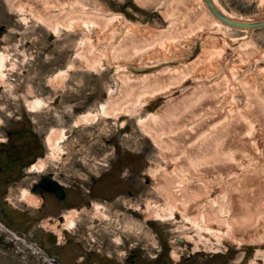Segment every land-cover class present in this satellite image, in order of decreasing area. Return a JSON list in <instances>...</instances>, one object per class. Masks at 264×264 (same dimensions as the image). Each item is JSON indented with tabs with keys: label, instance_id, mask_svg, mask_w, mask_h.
Segmentation results:
<instances>
[{
	"label": "rangeland",
	"instance_id": "374dc122",
	"mask_svg": "<svg viewBox=\"0 0 264 264\" xmlns=\"http://www.w3.org/2000/svg\"><path fill=\"white\" fill-rule=\"evenodd\" d=\"M80 1L87 10L122 17L93 25L86 18L91 25L86 32L61 28L52 34L36 11L15 8L18 0H0V52L9 54V68L15 64L6 84L0 85V264H264V241H255L264 235V28L251 32L223 28L234 42L224 47L216 33L194 18L196 0ZM215 2L239 18L264 17V0ZM38 3L43 10L49 7L43 0ZM85 42L95 50L100 65L96 70L75 57ZM124 44L129 45L126 55L119 51ZM124 59L147 65L132 71L136 74L155 72L165 61L193 74L168 97L186 100V114L177 115L180 118L173 123L183 127L182 137H176L178 145L193 148L214 127L221 145L214 164H196L194 171L180 167L181 177L225 180L220 191H228L230 202L224 212L239 219L230 224L228 234L251 241L230 246L207 240L194 225L185 224L182 215L146 218L149 203L166 201L151 183L153 171L184 162L178 154L166 155L138 120L154 122L149 114H156L168 98L156 97L130 115H100L93 123L74 125L77 116L97 110L109 99L110 91L117 100L122 98L115 74L121 68L130 70L118 63ZM65 69L63 83L51 80ZM36 98L46 105L34 112L26 103ZM212 113L220 120L215 121ZM204 116L211 125H204ZM231 119L237 126L227 125ZM165 123L167 127L169 122ZM52 128L65 130L59 159H52L46 142ZM164 138L170 152L176 138ZM31 156L35 157L31 165L45 157L48 171L64 175V182L73 185L62 199L47 193L49 206L43 212L37 208L41 201L35 206L22 199L23 191H30L45 172L22 170L24 165L31 168L24 164ZM96 207L103 216L95 215ZM60 208L68 215L77 212L75 226L66 233L61 226H52L55 220L61 225L55 213ZM227 224L218 221L214 226L225 229ZM178 236L186 239L180 242Z\"/></svg>",
	"mask_w": 264,
	"mask_h": 264
},
{
	"label": "bare ground",
	"instance_id": "6f19581e",
	"mask_svg": "<svg viewBox=\"0 0 264 264\" xmlns=\"http://www.w3.org/2000/svg\"><path fill=\"white\" fill-rule=\"evenodd\" d=\"M38 1L39 0H18V2L14 3V7L21 10H23L24 7H27L31 11H36L37 16L41 18L42 23H44L45 26L51 30L52 34L59 33L61 28L73 32L79 30L86 32L91 26L85 21L86 18H90L92 20L93 25L94 22L102 24L105 21H111L114 19L117 20V18L120 19V17H122L121 15L114 13L107 15L101 10H87L80 0H58L57 2L56 0H43L47 7L49 4L48 9L44 8V10L42 9L41 5H39ZM196 1L198 4V8L195 12L196 17L194 18L201 22V26H204L207 31L216 33V36L222 40V44L224 47H227L228 45L233 46L234 42L232 39H228L225 37V35L222 33L223 28L240 29L246 30L247 32L261 29L255 28L249 31L248 29L233 27L227 23L221 22L219 19L212 15L209 10V6L205 0H200V5L199 0ZM212 6L216 8L217 11L221 12L223 15L235 21L244 20L247 22H258L264 20V17L254 19H243L236 17L235 15L227 13L226 11L221 9L217 5L215 0H212ZM50 7L57 9L58 12H51L49 10ZM199 36L202 35L200 34ZM125 40H127V38ZM86 44V42L83 43V45L85 46L82 45L80 49L76 51L75 57H77L87 69L96 70V68L100 65L98 60L94 59V56L96 54L94 53L95 50L93 46L88 47L86 46ZM123 46L124 47L121 48L119 51L122 55H126L129 53V45L124 44ZM9 58L10 57L8 53L0 52L1 86H4L6 84L9 77L10 69H14L15 67V64H11L10 68L8 67L7 62L9 61ZM118 63L130 68V70H125L124 68H121L115 74V80L117 81L118 91L120 89L122 91L123 89L122 98L117 100V97H113L112 91H110L109 99H105L104 101L100 102L97 110L89 111L85 114H80L79 116H77L74 121V125L78 126L82 124L93 123L99 118L100 115L104 117H118L120 115H130L131 113L137 111L139 106L144 105L150 102L151 100H154L156 97L162 96L167 99L168 97L173 96V94H175L178 89L189 78H192L193 76V74L189 75V71L186 69L179 70L175 69L173 66H170L168 64L169 61H165L163 63L164 66L159 70L152 73L143 74H136L132 71H141V69H146L147 65H134L126 59L120 60L118 61ZM69 66L73 67V63H71V65ZM67 70L68 69L58 72L51 78V80L56 81L60 85L61 83H63V80L67 78ZM153 78H155L156 81H153ZM160 79L162 80L160 81ZM202 87L203 85L199 88L201 89ZM211 90L215 92L216 88H214L213 86ZM191 92L192 91H190V93ZM187 97L188 96L186 95V99ZM185 102L186 100L183 97L168 98L167 104L159 108L156 111V114H149V117L154 119V122L152 121L153 123L148 122V120H145L144 117L138 118L139 123L144 124L143 127H145V130L149 133V135H152L155 143L159 145L160 149L166 155L168 154L170 155V157H176L180 155L182 157L181 160H184L182 164L180 161H178V163L180 164L179 165L177 163L178 167L176 166V164H174L173 166H169L167 169L158 168L153 171V174H151L154 188L160 195H162L166 199V201L161 205L159 203H149L150 209L146 212V218L154 219L167 217L166 219L170 220L174 219L177 215H182L183 219L185 220L184 223H188L192 227L194 225V227L197 228L198 234L202 237H205V239L207 240L208 238H213L216 241L222 240L224 243L226 242L230 246L242 244L243 242H249L251 240H247L246 238L243 239L233 237L232 235L228 234L231 233L230 224L232 225V223L234 222H239V219L236 216L235 218H231V216L229 217V215L224 212V209L230 202L227 198L228 191H220L221 188H223L222 185L225 184V180H222V182L219 183H212L211 180L196 179L193 175L192 177H188L192 179L181 177L182 173L179 170L180 167H182L183 170L186 169V171H194L196 164L200 166L204 165L206 167H209L214 164L212 162L215 160L216 155L218 154L216 153L217 145H221L219 139H216V137H214V135H216V132H218L217 127H214V129H212L209 133L205 132L204 135L206 136L200 139L197 145L193 148H190L186 144L178 145L180 141L176 137H182L180 135V131L183 127L173 125V123L176 124L175 120L178 116H181L182 118L184 117L182 115L186 114V109L184 107ZM26 104L29 110L34 112L39 111L43 106L46 105L45 101L41 98H36L34 101L27 102ZM212 117H216L214 119L215 121L220 120V118H217L215 113H212ZM160 118H162L163 121ZM166 121L169 122L167 127L165 126L167 124L165 123ZM203 121L204 125H211V122L208 117L206 118V116H204ZM235 121L237 120L231 119L228 120L226 123L231 127H235L237 126L235 124ZM230 130L233 132L238 131L235 129ZM187 134L190 133H186V135ZM64 137L65 130L57 128H52L49 135L47 136L46 142L48 143L49 148L51 149L52 159H59L61 153H64V149L61 147V143L64 142L65 139ZM164 137H167L169 140L171 138H176L175 142L172 144L173 146H171L170 148V152L168 149L169 145H165L164 143ZM173 153L175 155H172ZM46 165L47 162L45 157H40L39 162L37 160L35 164L31 165L30 170L42 172L46 169ZM185 165L188 166L185 168ZM183 177L185 176L183 175ZM226 183L232 182L231 180H228ZM231 193L232 192H230L229 198H231ZM209 194H211V198L208 197ZM22 199L24 202L28 204L32 203L35 206H38L41 201L39 197L35 196L34 193H31L29 190L23 191ZM96 209L97 210L95 212V215L103 216L101 211H99L98 207H96ZM70 213V215L63 213L64 221L61 223V225L56 224V222L54 221L52 222V226L54 228H57V225L59 228L61 226L63 228V232L66 233L67 230H70L76 224L75 216L77 215V212L71 211ZM234 215H236V213H234ZM249 217H252V212ZM230 218L231 220H229ZM218 221L229 222V224L226 225V230L222 229L218 225L214 226V223ZM46 223L51 224V222H49L48 220ZM48 225L49 224H46V226ZM58 232H61L60 229L58 230ZM60 236L63 237L61 234ZM177 238H183L185 240L186 236H178ZM189 238L192 240L193 237L189 236ZM256 238H258V240L255 241H264V235L255 237V239ZM257 247L255 246L254 248L257 249ZM177 255L178 254H176L175 256Z\"/></svg>",
	"mask_w": 264,
	"mask_h": 264
},
{
	"label": "flooded vegetation",
	"instance_id": "af4514ba",
	"mask_svg": "<svg viewBox=\"0 0 264 264\" xmlns=\"http://www.w3.org/2000/svg\"><path fill=\"white\" fill-rule=\"evenodd\" d=\"M77 155H75L74 156V160L76 161L77 160ZM29 161V162H28ZM35 161V157H30V159H28L27 160V162L28 163H24V164H28V167H30V165L33 163ZM58 167V166H57ZM48 168H49V166H46V169L44 170L45 172H43L42 174H41V176H38L39 178H37L36 180H34V183L33 184H31V187H30V191L32 190V189H37L38 188V190L40 191V196H39V198L41 199V204L39 205V207H37L38 208V210H39V212H43V210L47 207V206H49L48 204H47V193H50V194H53L55 197H57V194L55 193V192H52V191H49V190H47V189H45V188H43L42 186H40V182H41V180H42V178H43V176L45 175V174H49V175H51L57 182H59V184L61 185V188H62V190L64 191V194L66 195V190H67V187H73V185L71 184V185H69V184H67L66 182H64V179H65V177H64V175L63 176H57V173H56V171H48ZM31 168H27V167H25V165H24V167H22V170H24V171H27V172H30V171H32V170H30ZM19 171V170H18ZM21 173V172H20ZM22 174V173H21ZM21 174H20V177L19 178H21ZM19 176V175H18ZM18 176H16V178H18ZM65 195H64V197H65ZM58 198V197H57ZM78 209H79V212H81V210H83V208H81V207H79L78 206ZM66 210L65 209H63V208H60V209H58L55 213H56V215H57V217L59 218V221H60V224L64 221V215H63V213L65 212ZM49 221H51L52 219L51 218H49L48 219ZM56 221V220H55ZM93 222V225H95L96 223H97V221L96 220H93L92 221Z\"/></svg>",
	"mask_w": 264,
	"mask_h": 264
},
{
	"label": "water",
	"instance_id": "95a60500",
	"mask_svg": "<svg viewBox=\"0 0 264 264\" xmlns=\"http://www.w3.org/2000/svg\"><path fill=\"white\" fill-rule=\"evenodd\" d=\"M209 6V10L212 13L213 16H215L217 19H219L221 22L227 23L233 27H237V28H244V29H248L249 31H251L252 29L255 28H263L264 27V20L262 21H255V22H247V21H235L233 19H230L229 17L223 15L221 12L217 11L216 8H214L212 6V0H205ZM151 183H153V181L151 180ZM40 186L53 191L57 194V196L59 198H63L64 197V192L61 188V186L59 185V183L57 181H55L51 176L49 175H45L44 178L41 180L40 182ZM36 193H39L38 190H36ZM178 241L183 242L184 239L183 238H177Z\"/></svg>",
	"mask_w": 264,
	"mask_h": 264
}]
</instances>
